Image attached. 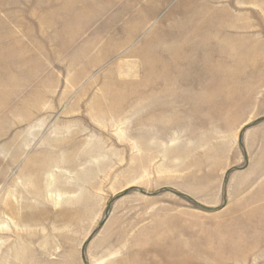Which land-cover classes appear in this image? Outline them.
Returning a JSON list of instances; mask_svg holds the SVG:
<instances>
[{
	"label": "rangeland",
	"instance_id": "obj_1",
	"mask_svg": "<svg viewBox=\"0 0 264 264\" xmlns=\"http://www.w3.org/2000/svg\"><path fill=\"white\" fill-rule=\"evenodd\" d=\"M263 5L0 0V264H264Z\"/></svg>",
	"mask_w": 264,
	"mask_h": 264
},
{
	"label": "bare ground",
	"instance_id": "obj_2",
	"mask_svg": "<svg viewBox=\"0 0 264 264\" xmlns=\"http://www.w3.org/2000/svg\"><path fill=\"white\" fill-rule=\"evenodd\" d=\"M180 7V6H179ZM208 9H210V8H208ZM263 9H264V5H263ZM213 11H215V10H213ZM208 13H210L209 12V10L207 11V8H202V10H201V17L203 16H205L206 18H207V14ZM196 15H198L199 16V14L198 13H195ZM210 14H212V13H210ZM215 14V13H214ZM211 16V15H210ZM212 21L213 20H211V19H209V23H207L206 21L205 22H203L202 20L200 21V23H201V25L202 24H205V25H202V26H208V25H211L212 24ZM199 23V22H198ZM192 25V24H191ZM228 27V26H227ZM204 28H206V27H204ZM220 29V28H219ZM220 32H222L221 31V29H220ZM131 37V36H130ZM207 39V38H206ZM205 40V39H204ZM239 40V39H238ZM68 48V46L66 47V49ZM86 48V47H85ZM7 51V50H6ZM85 51V50H84ZM7 56V55H6ZM80 57V56H79ZM181 57V56H180ZM180 59V58H179ZM25 61V60H24ZM3 63V62H2ZM12 63V62H11ZM24 64H26L25 62H24ZM7 80V79H6ZM1 84V83H0ZM10 84V83H9ZM144 86L146 85V81H144L143 83H142ZM3 89V88H2ZM3 93V92H2ZM5 93V92H4ZM3 93V94H4ZM8 94V93H7ZM6 95V94H5ZM1 102H3V101H1ZM0 102V103H1ZM174 254H175V252H166L165 253V257H166V259H165V263L164 264H186V260L185 259H178V261H174L173 259H172V257L174 256ZM178 257V256H177Z\"/></svg>",
	"mask_w": 264,
	"mask_h": 264
}]
</instances>
